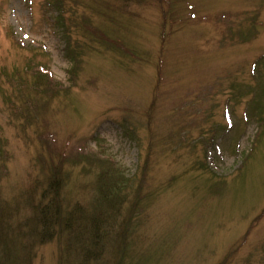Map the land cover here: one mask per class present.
<instances>
[{
  "label": "rangeland",
  "instance_id": "374dc122",
  "mask_svg": "<svg viewBox=\"0 0 264 264\" xmlns=\"http://www.w3.org/2000/svg\"><path fill=\"white\" fill-rule=\"evenodd\" d=\"M53 1L0 0V264H264V0Z\"/></svg>",
  "mask_w": 264,
  "mask_h": 264
},
{
  "label": "trees",
  "instance_id": "16d2710c",
  "mask_svg": "<svg viewBox=\"0 0 264 264\" xmlns=\"http://www.w3.org/2000/svg\"><path fill=\"white\" fill-rule=\"evenodd\" d=\"M57 0H54L53 1V3L54 2H56ZM126 1H130V0H126ZM55 4V3H54ZM260 58V57H259ZM114 194V196L116 195L115 193H113ZM51 201H50V203H49V206L48 205H45V207H43V208H40L39 207V209H40V212H41V215H42V217H41V219L39 220V222H40V227H43V229H45L44 227H46L47 225H48V223H49V218H48V209H51V222H50V227H51V225H53V224H55V223H57V219H61V216H60V213L59 212H57L56 210H54L55 208L52 206V205H54L53 203H52V199H50ZM107 200V199H106ZM96 211V210H95ZM49 216H50V213H49ZM59 217V218H58ZM63 217H64V215H63ZM62 217V219H64ZM91 221V223H90V226H93V227H97L98 228V226H97V224H98V221H99V219L98 218H94V219H91L90 220ZM52 223V224H51ZM58 223H60L59 221H58ZM38 225V224H37ZM105 225H107L106 224V222L105 221H102L101 223H100V226L99 227H101V229H105ZM39 226V225H38ZM49 227V228H50ZM47 230H49V229H47ZM44 231H46V230H44ZM43 232V231H42ZM4 251H6V250H4ZM4 253V252H3ZM14 254V253H13Z\"/></svg>",
  "mask_w": 264,
  "mask_h": 264
}]
</instances>
